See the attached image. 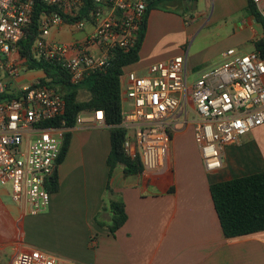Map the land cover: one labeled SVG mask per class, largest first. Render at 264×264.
<instances>
[{
  "label": "crops",
  "instance_id": "0c3cea01",
  "mask_svg": "<svg viewBox=\"0 0 264 264\" xmlns=\"http://www.w3.org/2000/svg\"><path fill=\"white\" fill-rule=\"evenodd\" d=\"M167 1V9L150 11L139 61L124 72L145 75L151 64L187 51V67H210L214 55L194 60L185 48L188 37L193 40L201 33H227L229 43L218 53L221 59L228 49L255 51L253 42L263 36V24L247 10L248 0H212L209 16L189 13L198 10L200 0L194 10L185 7L193 1ZM87 25L79 32L64 27L55 34L65 29L79 33L80 38L62 41L71 43L93 32L94 23ZM21 86L15 84V89ZM126 102L122 92V104ZM195 120L190 104L170 118L175 125L168 157L171 170L125 176L118 167L110 179L109 126L85 123L67 129L71 139L58 166L59 190L52 193L45 213L27 214L0 181V264H12L19 253L30 250L53 254L60 264H264V231L227 238L210 193L215 182L264 171V150L252 148L258 147L254 140L241 139L224 149L222 169L210 173L194 139ZM108 184L123 199L128 215L114 234L100 225H109L112 218L110 210H102Z\"/></svg>",
  "mask_w": 264,
  "mask_h": 264
},
{
  "label": "built area",
  "instance_id": "2783aa9c",
  "mask_svg": "<svg viewBox=\"0 0 264 264\" xmlns=\"http://www.w3.org/2000/svg\"><path fill=\"white\" fill-rule=\"evenodd\" d=\"M264 21V0H252ZM41 2L38 36L31 54L57 61L69 71L74 84L105 69L116 49L133 47L147 13L148 0H0V93L6 91L3 69L11 79L20 67L28 69L19 44L33 24L35 6ZM80 15L87 16L78 19ZM65 17L73 19L69 22ZM88 22L94 30L71 43L51 39L53 31L68 27L82 31ZM16 56L3 62L1 56ZM188 51L169 61L149 66L145 75L135 71L120 77L126 99L122 104V127L126 130L124 151L139 157L143 173L167 169L171 131L170 118L190 104L195 113L194 139L200 148L205 169L214 173L223 167V152L254 129L264 126V58L259 52L238 53L228 49L222 62L199 71L189 82ZM18 99L0 103V181L9 186L12 200L29 215L45 213L51 203L49 178L58 169V160L67 128L41 127L65 112V100L57 90L24 84ZM105 123L104 112H82L76 124ZM12 264H60V259L42 250L19 253Z\"/></svg>",
  "mask_w": 264,
  "mask_h": 264
},
{
  "label": "trees",
  "instance_id": "16d2710c",
  "mask_svg": "<svg viewBox=\"0 0 264 264\" xmlns=\"http://www.w3.org/2000/svg\"><path fill=\"white\" fill-rule=\"evenodd\" d=\"M167 0H148L147 13L137 32L135 43L129 50L116 49L113 51L109 65L101 71L87 76L81 84H74L69 71L64 69L57 61H46L36 58L31 54V46L38 36L40 14L45 11V6L39 2L35 6L34 19L28 35L19 44V54L26 57V65L30 70H40L44 77L39 80L40 85L57 90L66 103L64 114L55 119L44 121L39 126L64 125L67 129L76 125L77 117L82 112L93 113L103 111L105 123L109 126L111 134V150L107 157L109 166V179L116 168L122 167L125 176L141 175L143 166L139 157L132 158L124 151L126 130L122 127V89L120 77L124 69L139 61L140 51L146 36L148 16L152 9L163 7L167 9ZM194 1V0H183ZM88 8L93 6L92 0H85ZM247 10L256 20L263 24V36L253 42L254 50L264 58V21L257 11L252 0H248ZM80 15L77 18H86ZM67 22L73 20L65 17ZM89 93L87 99L80 98V92ZM19 92L7 89L0 93V103L18 99ZM71 134L66 132L61 148L58 165L62 163L69 149ZM48 189L52 192L59 190L58 169L49 178ZM210 193L218 215L220 225L227 238L248 235L264 231V171L234 178L227 181L215 182L210 185ZM102 210L112 213L107 227L113 234L116 233L127 221L123 199L107 185L104 194ZM97 220V219H96Z\"/></svg>",
  "mask_w": 264,
  "mask_h": 264
},
{
  "label": "rangeland",
  "instance_id": "374dc122",
  "mask_svg": "<svg viewBox=\"0 0 264 264\" xmlns=\"http://www.w3.org/2000/svg\"><path fill=\"white\" fill-rule=\"evenodd\" d=\"M213 8V1L212 0H200L199 3V7L197 11H189V13L192 14H197V13H201V12H206L209 16L210 12ZM89 27V25H87V28ZM207 31V30H206ZM56 32L53 31L52 32V36H54V39H56V41L62 42V41H67L70 40L71 38H80L79 33H74V34H69L68 30L65 29L62 33L60 34H55ZM206 33V32H205ZM227 33H222L221 36H216L213 34H209L207 37H205L203 35V33H201L200 35H196L195 38L193 40H191V37H188L185 40V48L189 50V55L191 58H193L194 60L197 59H203L206 56L209 55H214L216 61H212V59H210L207 64V66L210 67H204L206 65H200L195 67V69H192V67H188L190 76H189V82H193L194 80H196V78L199 76V71L201 70H205V69H209V68H213V65L216 63L221 62V56L218 55V53L221 52V50L223 49V47L228 45V40L225 39ZM3 62H8V61H15L16 56L15 54L12 55V57L7 58L5 56H1ZM43 76V72L40 70H30V69H23V66L20 67V71H19V77H16L15 80L11 79L10 76L8 75V71L6 69H3V80H4V84H5V89H9L12 92H19V90L17 91L15 89V84H20L22 83V85L24 84H30V82L33 81H37L39 80L38 78H41ZM89 97V93L86 90H82L80 92V98L82 100L87 99ZM264 133V126L258 127L255 130L251 131L250 134L244 136L242 138L243 143L247 142L248 139L254 140V142H256L258 144V147L256 146H252V148L256 149L257 148L260 150V152H263V148L264 146L262 144H264V139L262 138V134ZM172 137L170 138V151H171V146H172ZM171 154V153H170ZM167 167H169V170H171L170 165L168 164Z\"/></svg>",
  "mask_w": 264,
  "mask_h": 264
},
{
  "label": "water",
  "instance_id": "95a60500",
  "mask_svg": "<svg viewBox=\"0 0 264 264\" xmlns=\"http://www.w3.org/2000/svg\"><path fill=\"white\" fill-rule=\"evenodd\" d=\"M187 1H184V3H186ZM196 6H197V0H194L192 3H188V5L185 7L188 8V9H196Z\"/></svg>",
  "mask_w": 264,
  "mask_h": 264
}]
</instances>
